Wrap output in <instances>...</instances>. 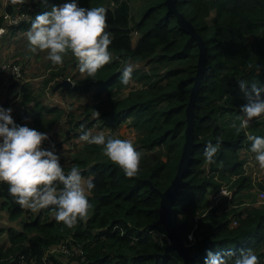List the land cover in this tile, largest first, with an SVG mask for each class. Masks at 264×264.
<instances>
[{"label": "trees", "instance_id": "16d2710c", "mask_svg": "<svg viewBox=\"0 0 264 264\" xmlns=\"http://www.w3.org/2000/svg\"><path fill=\"white\" fill-rule=\"evenodd\" d=\"M66 1L82 8L107 9L112 61L95 77L85 74L70 87L53 92V84L68 78L63 73L65 66L49 70L41 78L53 98L64 99L70 92L84 95L93 89L96 106L87 103L79 106L77 115L68 112L63 137H79L81 126L88 130L96 125L98 130L110 132L127 122L136 132L134 144L142 153L140 170L135 177L126 178L107 157L100 158L102 146L78 142L79 153L69 161L61 157L59 163L66 172L75 164L85 180L92 178L95 187L88 193L92 208L87 221L69 229L57 223L49 207L20 220L18 230L0 227V235L5 234L7 240V247H0V264H184L173 250L162 254L167 245L165 233L159 225H153L158 196L149 190L146 180L162 191L175 173L183 142L184 108L195 72V43L177 26L174 16L166 13L163 0H142L136 20L129 13L130 0H6L0 1V25L3 12H24L32 21ZM174 4L202 39L206 54L192 107V155L174 193L170 221L198 264H205L209 252L238 256L247 249H252L259 264H264V252L259 249L264 243V206H232L228 218L217 206L208 208L209 196L221 185L216 179L238 175L242 163L238 153L251 152V142L238 127L244 115L241 108L248 103L238 81H257L264 87V0H174ZM27 30L28 23L21 22L9 29L6 38L10 42L16 33ZM69 56L71 53L64 62ZM127 59L142 66L134 69L129 81L136 87L121 83L122 61ZM29 81L19 86L17 82L9 84V88L18 86L19 104L31 107L30 114L11 117L16 126H23L29 115V128L48 133L64 114L63 108L41 104L33 90L35 85ZM92 111L99 117H89ZM253 136L264 138V123L260 134ZM218 137L222 143L215 162L210 164L204 156L205 147L209 142L215 144ZM236 180L230 197L243 187L244 179ZM258 187L264 190V181ZM0 209L9 220L26 212L3 182ZM231 221L235 225L230 226ZM189 232L190 242L186 239ZM65 240L67 253L49 252ZM226 258L232 264L235 257Z\"/></svg>", "mask_w": 264, "mask_h": 264}, {"label": "clouds", "instance_id": "9594fccd", "mask_svg": "<svg viewBox=\"0 0 264 264\" xmlns=\"http://www.w3.org/2000/svg\"><path fill=\"white\" fill-rule=\"evenodd\" d=\"M69 2H60L63 6H54L31 21L25 33L29 51L46 52L45 58L54 66L63 65L64 57L71 53L77 61L79 73L95 77L112 61L109 50L112 41L106 31L107 9L103 6L82 8ZM122 63L121 83L128 85L134 65L131 59ZM21 82H17L18 86ZM238 83L248 98V103L241 108L244 115L240 117V128L247 129L250 121L264 116V99H261L264 87L257 81L242 79ZM10 113V109L0 108V182L8 185L9 195L21 208L33 212L51 207L57 223L69 229L79 222H86L92 208L88 193L95 187L92 178L85 180L75 164L66 172L53 151L42 150L47 134L27 126H16ZM95 115L98 118L100 114L95 112ZM80 131L79 141L102 146L103 154L120 168L126 178L138 174L142 153L132 139L106 137L103 131L93 133L83 126ZM247 139L251 142L250 151L255 162L264 169V138L248 135ZM221 143L222 138L218 137L215 144L209 142L206 145L204 156L208 163L215 162L213 158ZM221 195H227L223 189ZM226 257H235L232 264H259L252 249L242 250L238 256L231 252L223 256L209 252L205 264H229Z\"/></svg>", "mask_w": 264, "mask_h": 264}, {"label": "rangeland", "instance_id": "374dc122", "mask_svg": "<svg viewBox=\"0 0 264 264\" xmlns=\"http://www.w3.org/2000/svg\"><path fill=\"white\" fill-rule=\"evenodd\" d=\"M3 2L4 0H0ZM26 2V0H25ZM64 3V2H63ZM71 3V2H69ZM60 3H57L55 7H61ZM143 7V1L142 0H130L129 1V13L130 16L133 19H138L141 13V9ZM210 20V18H208ZM136 38V33L132 34V39ZM7 41V40H6ZM4 51H6L5 57H9L13 61L20 64L22 69V76L24 78H29L30 80H34L32 83L35 85L33 90L37 92L38 100L43 105H48L50 103L49 100L45 99V96L47 95L48 90L44 87L42 84V77L46 76L48 74V71L51 69L59 70L61 66H54L50 61H48L46 57V52H37V53H31L29 51L28 41L25 34H21V32H18L11 38V41L7 42V45L4 48ZM64 71L63 73L69 78V81L73 84L76 83L78 80L82 78L83 75H81L77 69V61L75 58L71 55L69 57L65 58V62L63 64ZM49 67V69H47ZM141 65H134L135 68H141ZM145 70V67L143 68ZM0 81L3 85H5V81L0 78ZM130 87H136L138 86L133 81L130 82ZM18 88V86H15ZM14 88V87H13ZM11 88L9 94L11 93H17V88ZM92 93L93 89H90L89 92H87L84 95H80L77 93H66L64 95V99H62V96H59L57 98H53L55 100L54 104H57V106L63 108L64 114L60 118V120L56 123L54 127H52L49 130V134L55 133L52 141L53 146V152L59 154L58 157L65 158L66 160H70L71 157L75 156L79 151L81 150L79 147L80 142L78 139V136H75L73 134H69L67 138L65 136L63 137V130L67 127L64 122L67 121L66 115L68 112H71V114L77 115L80 112L79 106L89 104L90 106H96L95 103H93L92 100ZM12 96V95H11ZM59 99H61L59 101ZM17 101L12 103L10 106L11 112L14 114H21L26 113L30 114L29 105L27 106H20L19 105V98L16 99ZM48 102V103H47ZM29 107V109H28ZM95 112L92 111L90 113L89 117H93L95 115ZM31 119L29 115L26 116L25 123H23V126L28 125V121ZM13 120V118H12ZM262 123H264V116H261L259 119L252 120L249 122V127L247 129H243L245 135H259L260 130L262 129ZM238 127H240V121L238 122ZM90 129L93 131V133L99 132V128L96 125H93L90 127ZM105 133V135H109L113 138H130L133 141L136 138V132L128 127L127 122L120 124L118 127H115L112 131L108 132L107 130H101ZM79 144V145H78ZM239 157L238 159H242L241 167L239 169L238 175L234 177V179H231L230 177L220 176V178L216 179L217 182H220V187H226L229 192H233L235 190V181L236 178L242 177L244 179L243 187L240 188V190H237V195H231V197H220L217 200L210 199V206L208 205V208L217 206L220 210H222L224 213L228 214L227 218L230 217V204L231 206H236L235 209H241L243 208L244 204L246 206L255 205V206H264V203L257 204L256 197L259 194V192H263L264 190L260 189L259 183L264 181L263 173L264 169H260L258 163L254 160V154L252 152L249 153H238ZM106 156L103 154V147L100 149V158H105ZM219 187V188H220ZM218 188V189H219ZM217 189V190H218ZM211 197V195L209 196ZM264 202V201H263ZM37 212V211H36ZM36 212H33L29 209H26V212L24 215L19 217L16 220H9L7 219V213L4 209H0V227L1 228H8L11 227L15 230L20 229L19 221L28 218L29 216H34ZM0 247L5 248L7 247V240L5 237V234L0 235ZM259 249L264 252V243L259 246Z\"/></svg>", "mask_w": 264, "mask_h": 264}, {"label": "water", "instance_id": "95a60500", "mask_svg": "<svg viewBox=\"0 0 264 264\" xmlns=\"http://www.w3.org/2000/svg\"><path fill=\"white\" fill-rule=\"evenodd\" d=\"M163 5L166 8V13L174 16L175 23L177 24V26L180 27L182 31H184L188 36L193 39L197 48V57L195 63V72L191 77L192 84L190 86L188 99L184 108L185 127L183 130V142L176 163L175 173L168 185L162 191H158L156 188H154L148 180H146V183L148 184L149 190L154 192L158 196L157 219L155 220L153 225H159L164 231L165 236L167 238V245L165 246L162 254H164L168 250H173L180 257L182 263L198 264L195 261L196 255L189 254L184 241L178 236L176 229L170 221V215L174 193L176 192L180 181L187 172V168L190 163V156L192 155L191 148L194 145L192 136V107L195 95L197 93L199 80L204 69V61L206 54L205 45L198 33H196V31L190 24V22L183 16L181 12L176 10L174 0H163ZM70 86L71 82L67 78H63L53 84V86L51 87V91L53 92L58 88L65 89L66 87ZM154 255L156 256L158 254Z\"/></svg>", "mask_w": 264, "mask_h": 264}, {"label": "built area", "instance_id": "2783aa9c", "mask_svg": "<svg viewBox=\"0 0 264 264\" xmlns=\"http://www.w3.org/2000/svg\"><path fill=\"white\" fill-rule=\"evenodd\" d=\"M2 23L0 25V46L3 40H8L6 37L9 34V29L13 26L18 25L21 22H26L28 23V29L30 28L31 24V18L28 14L24 12H3L1 15ZM26 31H21V34H25ZM6 51L3 52V55H1L0 51V78L3 79L4 81L11 83V82H18V81H28L29 78H24L22 76V69L19 63L13 61L9 57H5ZM5 54V55H4ZM68 79V78H67ZM47 94H50L49 91ZM48 136V139L45 140L42 144V150H53L52 146V141L53 138L50 137L49 132L45 133ZM55 155H59L57 153H54ZM235 176H230L231 179H234ZM221 189H223L226 192V196L221 195ZM220 197H230V192L226 187H220L217 191L213 192L211 194L210 199L212 200H217ZM264 193L259 192V194L256 197V203L257 204H262L264 203ZM235 225V221L230 222V226ZM166 238V236H165ZM186 239L188 242L192 240L191 232L186 234ZM167 241V238H166ZM186 245V244H185ZM68 243L67 240H65L62 244L59 246L51 249L49 252H56V253H67L68 251Z\"/></svg>", "mask_w": 264, "mask_h": 264}, {"label": "crops", "instance_id": "0c3cea01", "mask_svg": "<svg viewBox=\"0 0 264 264\" xmlns=\"http://www.w3.org/2000/svg\"><path fill=\"white\" fill-rule=\"evenodd\" d=\"M6 0H4L3 2H5ZM7 42L8 40H3L2 43H1V46H0V51H1V55H3V52H4V48L5 46L7 45ZM34 81V80H33ZM31 84H32V80L29 81ZM14 88H17V87H14ZM13 88V89H14ZM18 89V88H17ZM60 89V88H59ZM9 91H10V88H9V83L5 81V85L2 84V82L0 81V107H2V109L4 110H9L10 109V106L12 103L16 102L17 98L16 97V93H11L9 94ZM12 95V96H11ZM49 96H45V99L49 100L50 103L54 104L55 103V100L53 99V96L51 97L50 94H47ZM8 98L10 99L8 102ZM61 99H59L60 101ZM7 102V103H6ZM20 105V104H19ZM22 106V105H20ZM27 106V105H26ZM23 107V106H22ZM29 108V107H28ZM11 115L13 114L12 112L10 113ZM12 118V117H11ZM14 122V120H13ZM0 143H2V140H0ZM78 143V142H76ZM232 204H230L229 206H231ZM244 206H246V204H244Z\"/></svg>", "mask_w": 264, "mask_h": 264}]
</instances>
